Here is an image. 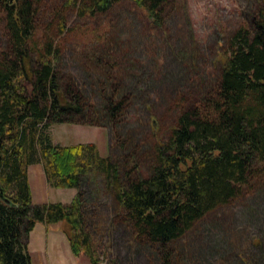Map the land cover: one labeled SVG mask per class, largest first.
<instances>
[{"label": "trees", "instance_id": "trees-1", "mask_svg": "<svg viewBox=\"0 0 264 264\" xmlns=\"http://www.w3.org/2000/svg\"><path fill=\"white\" fill-rule=\"evenodd\" d=\"M40 1L0 0L5 37L0 50V264H31L27 234L38 222L61 221L67 225L71 252L100 264L80 189L96 172L105 175L137 236L159 247L163 264H170L168 246L194 222L264 182V0L259 1V13L250 14V24L231 34L213 87L180 111L165 142L145 157L146 174L134 164L122 175L118 164L100 156L94 143L53 144L46 131L53 123L101 124L86 116L83 96L69 78L62 80L61 51L54 39L35 38ZM115 1L68 4L79 15L93 17ZM132 1L156 26L163 10L173 4ZM57 23L64 31V20ZM121 105L122 99L105 101L100 120L110 124ZM33 163H41L51 187L77 189L70 203L32 204L28 166Z\"/></svg>", "mask_w": 264, "mask_h": 264}, {"label": "rangeland", "instance_id": "rangeland-1", "mask_svg": "<svg viewBox=\"0 0 264 264\" xmlns=\"http://www.w3.org/2000/svg\"><path fill=\"white\" fill-rule=\"evenodd\" d=\"M259 1L173 0L156 26L132 0H116L93 17L79 15L68 0H41L35 38L54 39L62 80L69 78L83 96L86 116L102 125L53 123L46 130L52 143L91 142L121 175L134 164L146 174L145 157L165 142L180 111L213 87L231 34L250 24ZM3 31L0 23V50ZM120 99L119 116L110 124L100 120L105 101ZM28 182L32 204L70 203L77 192L48 185L41 163L28 166ZM80 189L100 264H163L161 249L125 220L103 173L91 174ZM66 226L35 224L25 239L31 264H90L85 254L71 252ZM168 248L170 264H264V182L208 212Z\"/></svg>", "mask_w": 264, "mask_h": 264}, {"label": "crops", "instance_id": "crops-1", "mask_svg": "<svg viewBox=\"0 0 264 264\" xmlns=\"http://www.w3.org/2000/svg\"><path fill=\"white\" fill-rule=\"evenodd\" d=\"M42 223V222H41Z\"/></svg>", "mask_w": 264, "mask_h": 264}]
</instances>
